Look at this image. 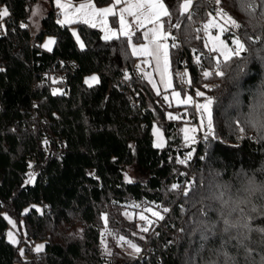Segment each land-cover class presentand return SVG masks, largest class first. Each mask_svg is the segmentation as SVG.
Listing matches in <instances>:
<instances>
[{
    "label": "trees",
    "instance_id": "trees-1",
    "mask_svg": "<svg viewBox=\"0 0 264 264\" xmlns=\"http://www.w3.org/2000/svg\"><path fill=\"white\" fill-rule=\"evenodd\" d=\"M35 1L0 0V11L9 10L0 19V264L20 260L18 246L5 236L4 212L16 221L26 250H32L27 264H192L187 242L178 240L189 209L171 185H183L187 178L180 173L209 162L225 169L264 162V137L236 130L209 87L213 75L204 78L196 64L195 56L201 55L204 67L214 68L207 58L213 54L196 26L209 18L223 23L217 15L223 11L241 24L242 39L256 48L254 57L261 62L264 40L253 39L264 37V28L243 27L241 0H192L187 13L179 8L181 0H165L171 23L180 22L178 29L168 30L174 86L182 89L179 70L186 68L191 91L200 89L213 99L212 133L199 131L196 143L183 147L179 122L186 114L196 119L193 103L169 102L164 91L142 77L137 57L122 38L105 41L96 27L77 22L81 48L70 25L58 23L51 0L39 28L32 30L29 15ZM167 19L162 17L165 29ZM193 21L198 22L195 40L184 39L181 33ZM45 33L54 35L51 51L40 44ZM249 63L246 72L254 81L260 69ZM227 65H221L224 75L216 76L225 80V91L238 88ZM92 73L97 80L88 84L84 77ZM237 98L233 92L232 103ZM157 119L165 135L159 148L152 134ZM189 152V165L178 163ZM130 164L142 168L145 178L125 180ZM30 173L35 177L31 183ZM144 205L157 207L165 217L148 226L147 233L134 214L127 218L123 213ZM132 232L139 234L141 251L127 255L121 243ZM37 239L43 245L34 251L29 245Z\"/></svg>",
    "mask_w": 264,
    "mask_h": 264
},
{
    "label": "clouds",
    "instance_id": "clouds-1",
    "mask_svg": "<svg viewBox=\"0 0 264 264\" xmlns=\"http://www.w3.org/2000/svg\"><path fill=\"white\" fill-rule=\"evenodd\" d=\"M240 16L243 27L250 31L264 28L261 0H247ZM196 23H188L181 33L184 39L195 40ZM245 48L241 57H234L226 66L238 88L225 91V80L216 78L214 72L208 84L237 131L264 137V62L254 57L255 47L245 42ZM250 61L261 73L254 81L246 72ZM233 92L238 93L235 103ZM188 173L195 184L190 190L178 189L189 209L178 240L187 242L192 264H264V162L254 168L230 169L209 162Z\"/></svg>",
    "mask_w": 264,
    "mask_h": 264
},
{
    "label": "snow or ice",
    "instance_id": "snow-or-ice-1",
    "mask_svg": "<svg viewBox=\"0 0 264 264\" xmlns=\"http://www.w3.org/2000/svg\"><path fill=\"white\" fill-rule=\"evenodd\" d=\"M118 3L121 0H117ZM123 7L116 12L112 7H106L101 9H96L92 4L80 3L79 7L75 9V12L72 16H69L68 12H64V20L58 21V23H74V22H82L84 24H90L92 27H96L97 23H99L104 29V40L111 41L113 39H123L125 43L131 48V52L133 55H139L145 58H150L151 62L154 63L155 71L158 73L160 77V82L165 86V88H170L172 86L171 79L169 78L170 71V59H169V46L165 43V41L169 40L170 32L168 30L173 27L179 28L180 22H177L176 25L171 23V15L169 12V7H166L165 0H122ZM211 2V0H210ZM264 3V0H261ZM247 3V0H241L242 6ZM192 5V0H185L182 4V11L187 13ZM57 6L61 9H65L66 5L60 3V0H57ZM9 10L7 7L3 8L0 11V19L4 17H8ZM217 15L224 18L223 23H218L215 19L208 20L207 23L203 24L202 29H198L197 31H202L204 36L207 37L206 46L210 44L208 47L209 53H219V57L222 59L209 56L207 57L209 60L214 61V68L212 71L207 70L204 65L201 63V55L195 56L196 64L200 65L202 69V75L204 78H209L215 73V76H223L224 72L221 71V65H227L229 61H231L234 57H241L242 53L246 51L245 42L241 37V24L238 23L231 16L225 17V13L223 11L217 12ZM117 17L119 23V30L113 31L112 28L108 26V17ZM132 17L135 20V27L131 26L126 19V17ZM162 17H166L168 28L165 29V22L162 21ZM188 19L191 20L192 16L189 13ZM117 23L116 19H113V25ZM151 25V27H148ZM21 27H25V25H21ZM144 28L145 30L142 33V38L137 37L136 42H133V35L136 30ZM215 28L218 29L219 33L223 34L224 37L230 40L231 47L228 43H225V40L221 38L220 35L215 36L214 38L210 35V29ZM235 29L236 31H233ZM77 41L80 40L79 35H76ZM199 38V37H197ZM250 39H253L249 37ZM146 40L145 44L143 41ZM253 42H256V39H253ZM55 41L49 39L44 45L49 51H51L50 45L54 44ZM139 44L140 46H137ZM173 47H176V44L173 43ZM80 47L83 48L84 44L80 43ZM146 62H148L146 60ZM142 77L148 78L151 83L150 74L144 72L141 74ZM127 78V77H126ZM91 80L95 81L97 78L93 76ZM88 82V81H86ZM191 83V81H189ZM155 86V85H154ZM55 94V93H54ZM196 96L204 97L205 93L202 91H196ZM174 97H179L180 92H173ZM184 104L192 103V97L188 96L186 100L181 101ZM212 101L211 99L206 98L203 103H197L195 108L197 111H201V121L203 126V118L206 114V128L207 131L204 133V136L210 135L213 131L212 128V111H211ZM195 112L193 115L195 116ZM172 119L173 117H169ZM197 131L196 128H185L184 129V141L186 143L190 142L192 144L196 143V137L194 135H189V133H195ZM243 132V129L240 130ZM158 141L156 143V147H161L163 141L159 139V129H157ZM192 153H186L183 159H179L178 163L181 165L188 166L189 162L192 160ZM181 176L186 177L183 185L180 183H174L171 185V190L175 191L181 188L192 189L195 184L194 178H189L188 172L180 173ZM34 174H29V183L34 180ZM131 182V181H129ZM146 211L150 212L153 217H156L157 220L163 221L165 219L164 215H161L160 212L153 210L152 208H147ZM169 209L167 207L163 208V212L167 213ZM140 220H147L146 216L140 214ZM148 225L151 226L152 221H147ZM143 232L147 233L149 231V227H144L142 229ZM9 236L11 234L9 233ZM143 237H141L142 239ZM42 247V246H41ZM130 247L134 250V254L140 253L141 249L136 244H131ZM40 250L39 248L37 249Z\"/></svg>",
    "mask_w": 264,
    "mask_h": 264
},
{
    "label": "rangeland",
    "instance_id": "rangeland-1",
    "mask_svg": "<svg viewBox=\"0 0 264 264\" xmlns=\"http://www.w3.org/2000/svg\"><path fill=\"white\" fill-rule=\"evenodd\" d=\"M40 1V3L42 2H45L44 0H36L31 8H30V15H29V23L31 25V29L32 30H36L39 28L40 26V17L41 15L44 13V11L46 10L47 8V5H48V2L49 0H46V4L44 6L40 5V3H38ZM53 6L55 7L56 9V13H57V20L58 21H62L64 20V12L67 11L69 16H72L73 13L75 12V9L79 7V4L80 3H86V4H92L96 9H101V8H106V7H112L116 12H119V10L123 7V2L121 0L120 3L117 2V0H109L108 2L104 3V4H97L94 0H79V1H75V0H60V3L62 4H65L66 5V8L65 9H61L57 6V0H51ZM185 2V0H181L180 2V5H179V8L180 10H182V4ZM44 4V3H43ZM167 7V5H166ZM113 19H116L117 20V23L115 25H113ZM126 19L128 20L129 24L133 27H135V20L132 18V17H126ZM210 19H213V18H209L207 20H205L203 23H202V27H203V24L207 23L208 20ZM79 22V21H77ZM77 22H74V23H68L70 25V29L72 31V34L75 33L76 35H79L80 37V40L77 41L76 39V36L73 34L77 44L80 46V43H83V40L78 32V29H77ZM219 23V22H218ZM90 25V24H88ZM108 26L110 28H112L113 31H118L119 30V23H118V16L117 17H112V16H109L108 17ZM148 27H151V25H148ZM201 27V28H202ZM96 28L99 30L100 34L104 37V29L102 28V26L97 23L96 25ZM145 29L144 28H141V29H138L135 31L134 35H133V42H136V38L134 37L135 35H139V37L142 38V33ZM202 32V31H201ZM203 36H204V33L202 32ZM210 35L214 38L215 36L217 35H220L222 39L225 40V43H228L229 46L231 47V43H230V40L226 39L224 37L223 34L219 33L218 29H210ZM49 39H52L54 40V35L52 34H49V33H45L41 39V46L42 48L44 49H47L44 47V45L46 44V42L49 40ZM204 40L206 42L207 40V37L204 36ZM170 39L168 41H165V43L168 45ZM145 44L147 43L146 40L143 41ZM206 44V43H205ZM53 45V44H52ZM52 45H50L49 47L51 48ZM137 46H140L139 44H137ZM208 47H210V44L207 46V49ZM130 48V47H129ZM131 50V48H130ZM214 57H219V53H212ZM137 56V60H136V64L138 66V68L140 69V71H142L143 73L144 72H147L150 74V77H151V83L152 85L154 86L155 89H159V85L161 88H165V86L160 82V77L158 75V73H156L157 77L153 76V70L150 69V71H147L145 69L146 65H151L150 63V58H145V57H142V56H139V55H136ZM222 58V57H221ZM146 60L148 62H146ZM155 69V67H154ZM95 76L97 78V74L96 73H92L90 75H86L84 77V81H88L87 83L90 84V83H93L95 81L91 80V78ZM169 78L171 79V82H172V86L170 88H165L167 89L169 92H170V96L168 97V101L169 102H172L174 104H184V103H181V101L183 100H186L188 96H191L192 97V103L195 107V105L197 103H203L205 101L206 98L208 99H211V101H213L212 97L208 94H205L204 97H200L201 98V101L200 102H197L196 99L199 97V96H196L195 93L196 91H201L200 89H194V91L192 92L190 87H189V81H190V78H189V75H188V72H187V69L186 68H183V69H180L179 70V76H178V81H179V84L181 85L182 89H180L179 87L175 88L174 85H173V79H172V75H171V69L169 71ZM157 79V80H156ZM173 92H180V96L179 97H174L173 96ZM211 109H212V105H211ZM195 111H196V119L192 120V119H189L188 117V114H186L183 118L182 121L179 122V129L182 133V139H183V147L187 146L189 144L186 143L184 141V129L185 128H196L197 131L195 133H189V135H194L195 137L198 135V132L201 131V132H206L207 131V128H206V114L204 115V118H203V126H202V121H201V111H197L196 108H195ZM157 129H159V139L162 141V139L164 140L163 143L165 142V135H164V132H163V128H162V125H161V122L160 120H155L153 122V125H152V134H153V143L156 145L157 141H158V136H157ZM146 176V173L145 171L142 169V168H139L137 166H135L134 164H130V165H127L125 166V169H124V179L125 180H134V179H144ZM147 208H152L153 210L155 211H158L160 212V214L162 215V212L157 208V207H154V206H151V205H144L142 206L141 208H139V210L137 211H124V215L127 217V218H132L133 217V214L134 216L136 217V224H138L139 222L144 226V227H148V223L147 221H152V223H159V220H157L156 217H153L151 215L150 212L146 211ZM5 216L7 217L8 219V224H7V227H6V230H5V236L6 238L11 241L12 243L16 244L18 246V253L20 255V260L19 261H16L14 264H27L26 261L30 258V256L32 255V250H26L25 246H24V242L21 241L20 239V234L18 233V226H17V223L14 219H12L10 216H8L5 212H4ZM140 214H143L146 216L147 220H140L139 216ZM104 215V214H103ZM103 219H104V222H105V225L106 226V222H107V219L105 217V215L103 216ZM9 233L11 234V236H9ZM132 238L131 239H127V240H122V243H121V251H124L125 254L127 255H134V250L130 247L131 244H136L138 246V244L136 243V239L137 236L139 237V234L137 232H132ZM103 243L105 244V247L107 246L106 245V239L103 240ZM43 245V241L42 240H35L31 243V245H29V248L32 247V249L34 251H36L38 248H41V246ZM139 254V253H138Z\"/></svg>",
    "mask_w": 264,
    "mask_h": 264
},
{
    "label": "crops",
    "instance_id": "crops-1",
    "mask_svg": "<svg viewBox=\"0 0 264 264\" xmlns=\"http://www.w3.org/2000/svg\"><path fill=\"white\" fill-rule=\"evenodd\" d=\"M41 1H42V0H41ZM44 1H45V2H43L44 4H43L42 2L40 3V1H39L38 3H40V5H42V6H44V5L46 4V0H44ZM75 1H79V0H75ZM168 46H169V43H168ZM135 56H136V55H135ZM136 57H137V56H136ZM169 59H170V58H169ZM150 63H151V65H146L145 69H146L147 71H150V69H152V70H153V71H152V72H153V73H152L153 76L157 77V76H156V75H157V74H156L157 72H156L155 69H154V63H152L151 61H150ZM170 69H171V65H170ZM171 75H172V79H173V85H175V84H174V77H173L172 70H171ZM148 80H149V79H148ZM156 80H157V79H156ZM151 84H152V83H151ZM153 87H154V86H153ZM174 87H175V86H174ZM159 89L162 90V91H164V94L166 93V94L168 95V97L170 96V92H169L167 89H165V88H161L160 85H159ZM162 141H164V140L162 139ZM164 143H165V142H164ZM164 143H163V144H164ZM163 144H162V145H163Z\"/></svg>",
    "mask_w": 264,
    "mask_h": 264
},
{
    "label": "built area",
    "instance_id": "built-area-1",
    "mask_svg": "<svg viewBox=\"0 0 264 264\" xmlns=\"http://www.w3.org/2000/svg\"><path fill=\"white\" fill-rule=\"evenodd\" d=\"M198 29H202L201 27H202V24L201 23H198L197 24V26H196ZM72 66L74 67L75 66V63L74 62H72ZM57 74H55L54 76H56ZM164 97L166 98V99H168V95L165 93L164 94ZM196 101L197 102H200L201 101V98L200 97H198L197 99H196Z\"/></svg>",
    "mask_w": 264,
    "mask_h": 264
}]
</instances>
